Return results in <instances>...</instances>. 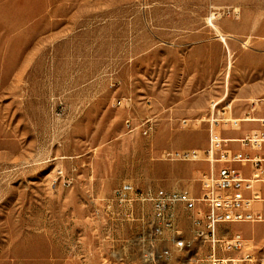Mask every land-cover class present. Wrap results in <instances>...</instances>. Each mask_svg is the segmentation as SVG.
Wrapping results in <instances>:
<instances>
[{
	"label": "rangeland",
	"instance_id": "rangeland-1",
	"mask_svg": "<svg viewBox=\"0 0 264 264\" xmlns=\"http://www.w3.org/2000/svg\"><path fill=\"white\" fill-rule=\"evenodd\" d=\"M216 1L0 0V264H154L144 224L109 206L114 191L198 194L208 164L181 155L202 156L211 123L226 138L238 130L228 119L264 111V97L233 103L241 88L225 85L237 73L227 51L208 86H188L184 56L203 41L192 33L219 40L210 15L228 7ZM260 37L240 47L264 56ZM180 227L191 242L186 216ZM219 232L240 234L264 264V222ZM189 250L158 264H207V246Z\"/></svg>",
	"mask_w": 264,
	"mask_h": 264
},
{
	"label": "built area",
	"instance_id": "built-area-1",
	"mask_svg": "<svg viewBox=\"0 0 264 264\" xmlns=\"http://www.w3.org/2000/svg\"><path fill=\"white\" fill-rule=\"evenodd\" d=\"M239 14L231 8L214 10L210 20L237 18ZM259 123L264 127V119ZM127 125L134 131L129 121ZM213 126L212 123L209 126V142L201 157L196 151L181 155L183 160L208 164L198 194L189 190H137L127 183L116 189L108 200L109 206L116 205L123 210L128 221L144 224L139 242L148 262H170L175 252L189 253L191 246H207L208 254L202 260L207 264L253 263V255L246 250V241L240 234H221L219 231L222 226L264 222V215L256 209L257 204L264 203L260 191L264 186V155L252 157L244 151L261 152L264 132H255L240 140H225ZM234 143L243 150H233L230 145ZM243 164L251 166L249 177L238 167ZM138 213H141L139 219ZM182 216H186L191 224V242L180 227Z\"/></svg>",
	"mask_w": 264,
	"mask_h": 264
},
{
	"label": "crops",
	"instance_id": "crops-1",
	"mask_svg": "<svg viewBox=\"0 0 264 264\" xmlns=\"http://www.w3.org/2000/svg\"><path fill=\"white\" fill-rule=\"evenodd\" d=\"M216 2L223 7L240 9V14L237 18H228L220 23V29L223 33L232 36V38H228L227 40L228 47H225L220 39L213 40L214 38H210L202 31H194L192 33V36H190L191 38L203 41L199 42L197 46L190 48L185 53L183 65L185 71L188 72V86H208L209 70L216 72V74L225 70V52L227 51L228 56H232V54L237 55L235 59V70L237 73L234 74L232 78L230 75L227 77L226 74L225 85L231 84L241 88L238 89L236 100L233 101V103L236 101H254V99L264 97V79L257 77L258 75L264 74V56H258L257 53L240 47L244 41V45L249 43L246 42L245 39H250V34L261 35V41L256 43V45L258 44L259 47H264V0H217ZM227 97L228 96L225 94L222 101H225ZM222 101H220V103ZM207 105L208 101H202L200 106L205 108ZM256 116L259 118H249L255 119V122H259L264 116V111L259 112ZM260 116H262V118H260ZM241 124H239V126ZM242 130V127H238V130H236L237 132L228 130L226 133L228 137L222 138L225 140H240L252 133L264 132V127L261 124H254L250 130ZM230 146L235 151L243 150L237 143L231 144ZM248 152L253 153V155L249 154L252 157L262 156L264 155V148L261 152L252 150H248ZM238 167H240V165H238ZM248 167L249 171L243 172L247 177L251 175V166L248 165ZM260 191L264 198V186L260 187ZM256 209L264 215V203L257 204Z\"/></svg>",
	"mask_w": 264,
	"mask_h": 264
},
{
	"label": "bare ground",
	"instance_id": "bare-ground-1",
	"mask_svg": "<svg viewBox=\"0 0 264 264\" xmlns=\"http://www.w3.org/2000/svg\"><path fill=\"white\" fill-rule=\"evenodd\" d=\"M210 26H212L213 30L216 33V36L224 43L225 46H227V38L231 37L230 35H225V33L222 32V30L217 27L216 25L212 24L213 20H209ZM246 45V44H245ZM217 105V104H216ZM231 107V106H229ZM263 120V119H262ZM262 120H260L259 122H261ZM228 122H232L237 128L239 127V124L243 123V122H255V119H251V118H247L244 120H227L226 124H228Z\"/></svg>",
	"mask_w": 264,
	"mask_h": 264
}]
</instances>
